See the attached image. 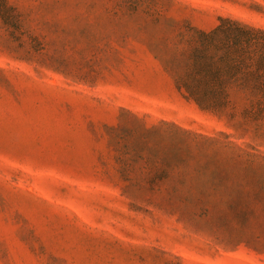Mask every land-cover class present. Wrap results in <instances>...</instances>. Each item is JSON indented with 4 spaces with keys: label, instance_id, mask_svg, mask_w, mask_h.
Wrapping results in <instances>:
<instances>
[{
    "label": "rangeland",
    "instance_id": "rangeland-1",
    "mask_svg": "<svg viewBox=\"0 0 264 264\" xmlns=\"http://www.w3.org/2000/svg\"><path fill=\"white\" fill-rule=\"evenodd\" d=\"M10 1L22 22L0 18V264H264V224L219 211L234 188L219 186L208 214L192 197L137 195L154 164L136 150H170L175 124L203 143L186 172L191 194L212 189L203 163L214 157L228 159L232 177L240 169L264 183L263 129L244 131L187 100L152 49L172 37L170 22L112 24L116 0ZM160 6L204 29L219 16L264 27V0ZM141 124L160 133L143 139ZM245 189L264 219V187Z\"/></svg>",
    "mask_w": 264,
    "mask_h": 264
},
{
    "label": "trees",
    "instance_id": "trees-1",
    "mask_svg": "<svg viewBox=\"0 0 264 264\" xmlns=\"http://www.w3.org/2000/svg\"><path fill=\"white\" fill-rule=\"evenodd\" d=\"M160 1L116 0L106 20L115 25L142 21L139 25L142 28L150 24L159 26L163 18L169 21L172 37L162 36L151 45L160 53L166 67L175 73V83L181 94L201 110L224 117L228 122L243 127L244 131L250 126H255L256 131H264V27L231 16H219L218 23L211 29L188 21L182 24L164 16ZM92 5L94 2L90 3ZM0 18L8 25L22 22L17 6L10 0H0ZM137 122H140L138 118ZM174 126L175 139L170 150L162 148L160 154L148 156L143 152L144 146L136 150V158L154 164L143 172L137 195L148 199L155 196L180 198L182 201L192 197L200 214H208L218 204L211 198L219 186L234 188L231 199L219 201L223 204V209L219 210L221 215H232L242 226L256 221L264 224L259 206L245 189L249 182L260 183L261 187L264 183L254 173L245 174L240 169L232 177L226 157H214L203 163L204 168L212 167L215 182L212 189H199L191 194V190L186 188V172L196 156L195 148L203 143L196 141L192 144L187 137L190 130ZM139 131L143 139L155 132L160 133L155 126L142 124ZM219 151L216 149L214 152L219 155ZM120 160L124 161L123 155ZM238 162L243 163L241 160ZM252 164V161L245 162V168Z\"/></svg>",
    "mask_w": 264,
    "mask_h": 264
}]
</instances>
